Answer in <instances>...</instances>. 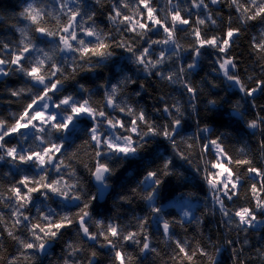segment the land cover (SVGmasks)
Segmentation results:
<instances>
[{"label":"snow or ice","instance_id":"snow-or-ice-1","mask_svg":"<svg viewBox=\"0 0 264 264\" xmlns=\"http://www.w3.org/2000/svg\"><path fill=\"white\" fill-rule=\"evenodd\" d=\"M110 2L106 29L97 24V12L86 0H26L18 14L24 23L14 26L18 38H0V77L22 80L21 86L7 89L16 102H22L20 110L0 116V161L13 165L19 176L0 192V208L8 210L7 215L0 210V264H39L74 226L77 239L65 243L56 264H97V249H107L112 264H134L138 258L129 247L138 248L145 258L161 256L153 244L151 224L166 245H174L164 264H218L219 247L213 245V254L199 240L177 238V227L186 231L187 224L203 223L187 199L182 196L176 202L180 215L172 219L158 203L168 179H187L177 171V160L200 174L213 210L220 212L229 230L234 227L238 234L247 235L249 229L264 226V166H258L248 146H240L233 155L225 135L214 136V130L201 126L199 119L192 135L183 134L186 118L199 115L203 85L217 87L207 77L199 84L192 79L193 73L202 70L205 51L212 49L217 55L211 61V73L222 77L228 89L241 94L253 110L254 117L245 119L247 112L240 100L232 109L253 135L260 134L264 159V105L257 104L258 96H264V78L242 76L239 59L232 54L236 40L249 28L258 27L250 49L264 77V0ZM103 3L93 0L94 5ZM222 4L230 10L226 20L219 11ZM221 23L223 34H210ZM117 49L145 79L180 91L186 102L161 95L159 106L152 110L157 116H153L131 99L128 88L138 81L126 73L114 83L99 84L96 90L82 83L72 92L67 90L66 84L81 72H97L114 61ZM139 88L145 89V84L140 82ZM101 89L102 99L97 101L94 97ZM132 95L139 97L141 92ZM207 104L215 108L218 100L209 99ZM82 118L87 121L81 130L83 139L73 146L64 134ZM161 140L168 143L171 154L158 151ZM153 145L157 148L150 151ZM135 160L144 162L143 171L130 194L119 200L131 203L138 197L147 205L148 214L134 216V225L94 218L91 206L97 194L87 192L77 165L90 174L102 194L111 187L116 165ZM52 203L62 210L57 211ZM5 240L13 242L14 253ZM248 244L245 239L239 250L233 249L236 264H247L240 256ZM256 253L264 264V249L257 248Z\"/></svg>","mask_w":264,"mask_h":264},{"label":"trees","instance_id":"trees-1","mask_svg":"<svg viewBox=\"0 0 264 264\" xmlns=\"http://www.w3.org/2000/svg\"><path fill=\"white\" fill-rule=\"evenodd\" d=\"M86 2L93 6L97 12L96 22L101 27L106 29L109 27L107 21V14L110 11L111 2L105 0L103 5H94L93 0H86ZM26 0H0V38L15 40L18 38L19 33L15 31V25L24 23L22 18L19 17V13ZM219 11L226 20L229 15V9L226 5H219ZM195 11V10H194ZM235 16V13L232 12ZM238 26L233 22V27ZM224 24L221 23L218 28L211 29L210 34L222 35L224 32ZM258 27L249 28L245 31L233 45L232 54L235 55L240 62V72L242 76L255 75L260 77V69L256 65L254 57L251 54L250 41L252 35L256 34ZM155 38V37H153ZM117 56L114 57V61L109 62L108 65L97 72H81L75 80H71L66 84V88L69 92L75 90L77 83L85 84L87 87L96 90L98 85L105 82H116L120 79L122 74L126 73L137 79L136 85H130L128 93L131 95V99L134 102H138L144 106L149 114L157 116L152 110L154 107L159 106V96L170 95L178 97L182 102H186L187 97L180 96V91H175L172 88L160 84L153 79H145L143 73H139L134 65L127 63L125 60L126 54L122 50L117 49ZM217 53L212 49H207L202 58L201 68L198 73H193L192 79L194 83L199 84L201 80L207 77L208 80H213L217 87L212 88L208 85H203V94L199 100V115L186 118L184 124L185 135H192L196 131V119H199L200 125H208L214 131L213 135H225V143L228 150L233 154H237V149L242 145H247L250 150V155L254 158L258 166H264V159L261 157V149L259 146L260 134L253 135L252 130L246 128L243 120L233 115V105L236 101L240 100L244 105L247 115L245 119H252L254 117L253 110L241 100V94H237L235 90H229L227 83L222 77L216 76L211 73L212 63ZM247 69V72H245ZM145 84V89L139 88V83ZM22 80L16 76L0 77V116L8 117L9 113L20 110L22 102H16V98L11 97L8 88H16L21 86ZM250 86H255L252 83ZM140 91L141 95L136 97L132 95L134 92ZM103 90L97 91V95L94 97L97 101L102 99ZM209 99L218 100V104L215 108H211L207 104ZM258 105H264V96H258ZM264 115V112L261 113ZM87 126V121L82 118V122L78 123L75 128L65 133V137L69 144L75 146L79 145L83 139L82 129ZM15 142V140H13ZM157 145H153L152 149H156ZM158 151L164 154H171V148L166 141H159ZM86 159V157H85ZM198 161L194 160V163ZM177 171L185 174V179L170 178L164 186L160 189V195L158 203L162 206L169 200L181 195L190 196L196 200V208L194 215L201 218L203 223L197 225L195 222L186 225V231L184 229L176 228L177 238L184 239L187 237L192 240H199L208 246V250L215 254V247L221 249L219 255L216 257L218 264H236L233 256V249L239 250L243 244V241L247 239L249 244L243 246V253L240 256L241 260H246L247 264H261V261L257 258L256 249H264V226H257L256 229H249L247 235L243 232L237 233V230L233 227L229 230L226 223L223 222V218L218 210H213L212 200L209 196L208 188L200 179V174L196 173L194 168L185 162L177 160ZM118 170L116 174L111 177L109 183L111 187L107 190L106 197L100 199L98 192L90 174L83 168L82 165H77L78 173L83 181V184L89 194H97V200L92 202L91 212L94 218L103 219L105 221L112 219L118 221L121 224H128L130 221L134 225V216L147 215L149 209L145 202L138 197L133 198L131 203H124L119 200V197L124 194H130L131 188L136 186L137 180L144 168V162L140 160L125 162L122 166L116 165ZM22 169H26L27 166H21ZM18 170L11 164L0 161V192H3L15 179H18ZM4 173H11V175L5 176ZM22 174V173H21ZM58 203V202H57ZM57 203H52V207L57 211L62 209L57 207ZM237 203H242L238 201ZM164 211L168 214V218L179 217L180 212L173 206L163 207ZM5 211L7 215V209L0 208ZM75 211V209H73ZM33 214L35 210L33 209ZM150 231L152 233L153 244L160 250L161 256H155L148 254L147 258L141 256L139 249L136 247H129L128 251L138 259L134 261V264H164V261L168 260V255L171 251V247L163 242V237L159 234L155 224L150 225ZM76 232L75 226L65 231L64 235L52 245V254L48 257H43L39 261V264H56L57 260L62 254L64 245L69 240H75ZM232 240L233 244L229 245L226 241ZM211 241V244H208ZM215 247H214V246ZM5 246L10 252H15L13 242L5 240ZM87 247V245H86ZM99 255L97 257V264H112L110 253L107 249H97ZM171 264V262H169Z\"/></svg>","mask_w":264,"mask_h":264},{"label":"rangeland","instance_id":"rangeland-1","mask_svg":"<svg viewBox=\"0 0 264 264\" xmlns=\"http://www.w3.org/2000/svg\"><path fill=\"white\" fill-rule=\"evenodd\" d=\"M77 126V125H76ZM75 126V127H76ZM75 127H73V128H75ZM73 128H70V130H72ZM69 130V131H70ZM185 197L186 199H187V201H188V203H189V206L191 207V209H192V211H193V213H194V210H195V208H196V203H197V201L196 200H194V199H192L190 196H185V195H181V196H178V197H176V198H173V199H171V200H169L167 203H165L164 205H162V207H166V206H173V207H175L179 212H180V208L179 207H177V206H174L175 204H176V202L177 201H179L180 200V198L181 197Z\"/></svg>","mask_w":264,"mask_h":264},{"label":"water","instance_id":"water-1","mask_svg":"<svg viewBox=\"0 0 264 264\" xmlns=\"http://www.w3.org/2000/svg\"><path fill=\"white\" fill-rule=\"evenodd\" d=\"M94 183H95V186H96V189H97V192H98V185L96 184L95 180L93 179ZM106 194H107V191H103L102 194L101 193H98V197L100 199H104L106 197Z\"/></svg>","mask_w":264,"mask_h":264}]
</instances>
